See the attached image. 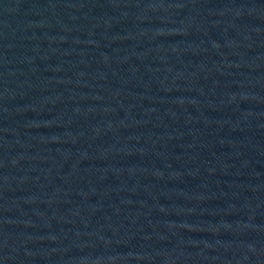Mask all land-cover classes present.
I'll use <instances>...</instances> for the list:
<instances>
[{
	"label": "water",
	"instance_id": "95a60500",
	"mask_svg": "<svg viewBox=\"0 0 264 264\" xmlns=\"http://www.w3.org/2000/svg\"><path fill=\"white\" fill-rule=\"evenodd\" d=\"M0 264H264V0H0Z\"/></svg>",
	"mask_w": 264,
	"mask_h": 264
}]
</instances>
